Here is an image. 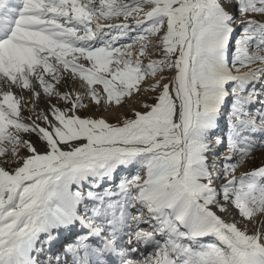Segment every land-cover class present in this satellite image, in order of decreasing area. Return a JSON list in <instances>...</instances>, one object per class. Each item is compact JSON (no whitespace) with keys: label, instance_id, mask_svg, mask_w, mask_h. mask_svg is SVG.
<instances>
[{"label":"snow or ice","instance_id":"snow-or-ice-1","mask_svg":"<svg viewBox=\"0 0 264 264\" xmlns=\"http://www.w3.org/2000/svg\"><path fill=\"white\" fill-rule=\"evenodd\" d=\"M77 228L47 264H264V0H0V264Z\"/></svg>","mask_w":264,"mask_h":264},{"label":"rangeland","instance_id":"rangeland-1","mask_svg":"<svg viewBox=\"0 0 264 264\" xmlns=\"http://www.w3.org/2000/svg\"><path fill=\"white\" fill-rule=\"evenodd\" d=\"M129 23H133V21H129ZM255 87L258 90V89L261 88V85H259V83H257L255 85ZM24 95H25V100L29 99V96H28L27 93H25ZM137 99H139V97L138 96H134L131 100H129L128 103L122 109H120L121 114L131 117L130 109L132 107H135L139 111H143V109L140 108L138 104H136V100ZM144 99H147L148 102H150V103L152 102L151 96H145ZM64 106L65 105L63 103H60V104L57 105V107H61V108H63ZM258 106L259 105H254L253 107L255 108V107H258ZM29 107H30V105H29ZM40 107H43V103H42V105H40ZM37 110L39 111V108ZM78 114L81 115V116H84V115H91V116H95V117L103 116L104 118H105V116H108L107 120H109V122H116V120L114 118V113H112V112L105 113V112H98V111H91V112L81 111ZM224 130L225 129L222 126L221 131L223 132ZM219 151H220V155H221V159H222L226 149H220ZM259 163H260V155H259V152H257L256 153L255 163L254 164H248V165H245L243 167H240L239 170L237 171L236 175L239 176V175L243 174L244 172L248 171L250 168L255 167L256 165H258ZM135 172H136V169L133 167V168H129V169H124L118 175H119V178L122 179L124 177H130L131 175H134ZM141 174L143 175V171L142 170H141ZM108 185H111V187H114L113 184H108ZM108 185H107V187H108ZM85 234H86V230L77 228L73 232V235L69 239H66V236H63L62 239L64 238L63 241H65V242L57 244V246L55 248L56 253L61 254L62 253V246H66L67 244H75L77 238L80 237V236H83ZM55 245L56 244H54L53 246H55ZM93 246H95V245H93ZM47 252H48V250L46 249L41 254V256H40L41 264H44L43 262H46L45 264H47V261L49 260V258H47L48 260L46 261V256H44V253L46 254ZM70 260H71V257L69 258V256H68V262H71Z\"/></svg>","mask_w":264,"mask_h":264},{"label":"bare ground","instance_id":"bare-ground-1","mask_svg":"<svg viewBox=\"0 0 264 264\" xmlns=\"http://www.w3.org/2000/svg\"><path fill=\"white\" fill-rule=\"evenodd\" d=\"M260 85V84H259ZM259 90V89H258ZM41 105H42V103H41ZM29 107V105H27V106H25V111H24V113H23V115L25 116V117H27L28 115H29V112L27 111V108ZM105 118L107 119L108 118V116H105ZM259 155H261L260 153H259ZM108 187H111V185H108ZM146 227V226H145ZM67 233L68 232H64L62 235H61V237L60 238H62L63 236H66L67 235ZM60 242V241H59ZM89 243H91L92 245H96V246H99V242H98V240L97 239H91V240H89L88 241ZM51 248V247H50ZM50 248H46L47 250L48 249H50ZM44 256H46L47 258H51V255H49V252H47L46 254L44 253ZM110 258H112V257H109V259ZM55 263V261L53 260V264Z\"/></svg>","mask_w":264,"mask_h":264}]
</instances>
